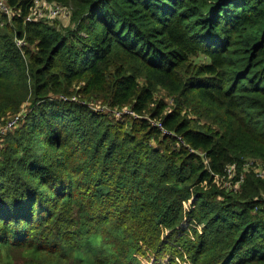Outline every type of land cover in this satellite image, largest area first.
<instances>
[{"label": "trees", "instance_id": "obj_1", "mask_svg": "<svg viewBox=\"0 0 264 264\" xmlns=\"http://www.w3.org/2000/svg\"><path fill=\"white\" fill-rule=\"evenodd\" d=\"M4 1L0 264H264V180L216 184L264 162V0H57L64 28Z\"/></svg>", "mask_w": 264, "mask_h": 264}, {"label": "built area", "instance_id": "obj_2", "mask_svg": "<svg viewBox=\"0 0 264 264\" xmlns=\"http://www.w3.org/2000/svg\"><path fill=\"white\" fill-rule=\"evenodd\" d=\"M31 2H32V4L30 6L29 13L26 16L27 20H30V21L34 20V21H39V22L45 23V22H51L53 19H59V20H61L62 18H69L70 19L71 7H69L67 5H62L57 0L48 1L49 3L44 2L41 5H40L41 0H31ZM0 10L7 15L12 14L11 8L6 4V2L4 0H0ZM16 43L18 46H21L22 44H24L23 39H17ZM60 98L65 99V96H61ZM70 99L77 100L75 95H72ZM81 103H85V101H81ZM106 105L108 106V104H106ZM126 106L128 107L127 108L128 113H126L127 115H130L133 117L140 116V114L132 111L128 105L121 106V107H119V106H113V107L108 106L109 111H104V112H108L113 117L123 119L124 113L122 112V108H125ZM91 108L94 110H100L99 108H97V109H95L93 107H91ZM23 117H24L23 111L17 112L15 114H12L11 116H9L7 118V120L3 124L0 125V137L2 135L6 134L7 132H9L10 130H12L13 128H15L18 124H20ZM149 119L148 120L150 121V123L152 125H155L160 130H163L164 132H166V130L163 129L162 124L158 120L151 119V118H149ZM252 165H254V166L259 165V166L257 169L254 170L251 167ZM246 167H248V169L252 170L257 178L264 180V162H261L260 164H258L257 162H254V161H252V162L245 161V163L242 167V170ZM235 168H236L235 163L228 164V166L225 167L226 174L229 171L228 174H229V176H231L233 171H235ZM241 172H243V171H241ZM243 178H244V174L240 175V177H239L240 183H242ZM262 208L264 209V201L262 204Z\"/></svg>", "mask_w": 264, "mask_h": 264}, {"label": "rangeland", "instance_id": "obj_3", "mask_svg": "<svg viewBox=\"0 0 264 264\" xmlns=\"http://www.w3.org/2000/svg\"><path fill=\"white\" fill-rule=\"evenodd\" d=\"M48 1H51V0H41L40 5L43 4L44 2L45 3H49ZM11 15L12 14L6 16V18H7V20L9 22H10L11 17H12ZM69 20H70L69 18H62L61 20L53 19L51 22L58 21L59 24L61 25L60 27L64 28V27L68 26L67 24L69 23ZM45 23H47V22H45ZM29 48L33 49V46L29 45ZM77 88H78V85L76 86V89ZM76 96H77L76 98H78V99H85L84 95L76 94ZM153 98H154V100H158V99L163 100L165 102V104H166L165 110H169V109H171L173 107L172 98L167 96V94L164 91H162L161 89H158L156 91V93L154 94ZM86 102L88 103V105H90L91 107H93L95 109L99 108L100 111H109L108 106L106 105L107 103L105 104L104 100L99 95L91 94L86 99ZM155 102L153 101L152 103H150L149 104V108H151L155 104ZM127 108H128L127 106L125 108H122V112L124 113L123 119H125V116H127V114H126V113H128L127 112V110H128ZM143 117L146 118V119L150 118L148 113H145L143 115ZM199 154L202 155L201 152H199ZM245 161H249V162L254 161V162H257L258 164L261 163L260 160H257V159L251 158V157L246 158ZM226 166H228V164ZM258 166L259 165H257V166L252 165L251 167L255 170V169L258 168ZM249 170L250 169H248V167L244 168L243 170L242 169L241 170H237L235 168V171H233L231 176H229V174H228L229 171L227 172L228 175L225 172L224 176L221 177L217 181L216 184L219 186V188L223 189L225 193H239L242 190V186H241V183L239 181V177H240V175H243V174L245 176V172L247 173V171H249ZM241 171H243V172H241ZM263 198H264V194H263ZM14 254H15V261H16L17 264H25L26 263V258L23 256L21 251L15 250Z\"/></svg>", "mask_w": 264, "mask_h": 264}]
</instances>
